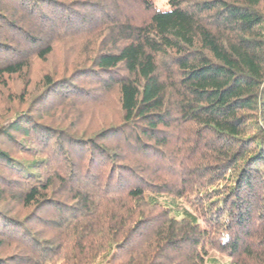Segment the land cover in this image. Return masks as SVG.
Returning <instances> with one entry per match:
<instances>
[{
	"label": "trees",
	"instance_id": "trees-1",
	"mask_svg": "<svg viewBox=\"0 0 264 264\" xmlns=\"http://www.w3.org/2000/svg\"><path fill=\"white\" fill-rule=\"evenodd\" d=\"M0 89V264H264V0H0Z\"/></svg>",
	"mask_w": 264,
	"mask_h": 264
},
{
	"label": "rangeland",
	"instance_id": "rangeland-1",
	"mask_svg": "<svg viewBox=\"0 0 264 264\" xmlns=\"http://www.w3.org/2000/svg\"><path fill=\"white\" fill-rule=\"evenodd\" d=\"M155 2L159 7H167L168 0H155ZM73 36H75V35H73ZM71 42L72 41H69V43H67V44H75L74 42L73 43H71ZM83 43L81 41L78 43V52L82 51L81 46L83 45ZM70 48H72V46L70 47L69 45H66L65 47L61 46V47L57 48L55 50V53L48 60V62L47 63L44 62V63L46 65H50V66L53 65V66H55L54 68H61V67L68 68L69 66H72V64L74 63V60L72 59L73 56L70 55V51L68 50ZM36 64H37L38 69L44 67V65L40 64V62L39 63L36 62ZM5 93H7L6 89L5 90L0 89V113H3V108L5 106V102L3 101V99L5 97L2 96V94L5 95ZM112 106L113 105H111L110 103L101 104L100 106L97 107V109L95 108V112L97 115L103 116V114H104L105 118L107 120H110L113 117L112 116L113 113L110 109ZM1 116L2 115H0V117Z\"/></svg>",
	"mask_w": 264,
	"mask_h": 264
}]
</instances>
